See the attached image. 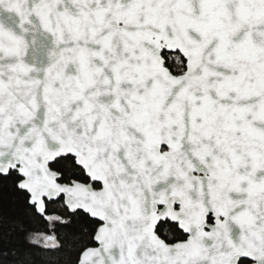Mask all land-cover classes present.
<instances>
[{
  "label": "snow or ice",
  "instance_id": "1",
  "mask_svg": "<svg viewBox=\"0 0 264 264\" xmlns=\"http://www.w3.org/2000/svg\"><path fill=\"white\" fill-rule=\"evenodd\" d=\"M0 264H264V0H0Z\"/></svg>",
  "mask_w": 264,
  "mask_h": 264
},
{
  "label": "trees",
  "instance_id": "2",
  "mask_svg": "<svg viewBox=\"0 0 264 264\" xmlns=\"http://www.w3.org/2000/svg\"><path fill=\"white\" fill-rule=\"evenodd\" d=\"M0 204L3 205L4 211L6 214H14L15 209L12 203V194L5 189H0ZM24 244V236L22 233L14 234L10 239L4 238L0 240V247H11L14 245H23Z\"/></svg>",
  "mask_w": 264,
  "mask_h": 264
}]
</instances>
